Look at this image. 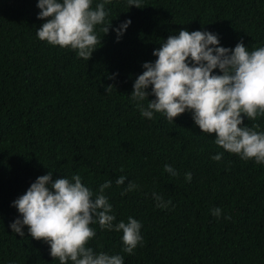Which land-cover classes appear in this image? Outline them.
Here are the masks:
<instances>
[{
  "label": "trees",
  "instance_id": "obj_1",
  "mask_svg": "<svg viewBox=\"0 0 264 264\" xmlns=\"http://www.w3.org/2000/svg\"><path fill=\"white\" fill-rule=\"evenodd\" d=\"M36 2L0 0V264H59L27 226L24 237L9 228L19 215L10 202L47 171L53 179L79 174L94 193L112 181L105 195L116 220H139L142 242L124 253L122 233L97 224L88 246L119 253L123 264H264V164L217 146L189 112L174 123L142 117L129 96L153 49L182 28L217 33L229 48L264 46V0H109L106 20L131 24L119 42L96 26L101 40L89 60L37 38ZM243 122L264 131V115ZM128 181L137 187L121 195ZM153 191L171 200L168 208L155 207Z\"/></svg>",
  "mask_w": 264,
  "mask_h": 264
},
{
  "label": "clouds",
  "instance_id": "obj_2",
  "mask_svg": "<svg viewBox=\"0 0 264 264\" xmlns=\"http://www.w3.org/2000/svg\"><path fill=\"white\" fill-rule=\"evenodd\" d=\"M108 2L99 0L92 7L93 0H37V18L43 23L35 34L41 41L70 48L77 57L89 60L101 40L96 26H102L104 34L111 28L119 42L131 24L130 18L115 26L108 22ZM126 2L128 7H141V0ZM152 55L156 59L142 64L143 71L136 76L129 94L142 117L152 119L154 113H159L174 123L179 114L189 112L201 133H215L217 146L243 160L264 164V131L243 122L245 117L255 120L264 115V46L249 50L243 42H237L229 48L220 45L217 33L182 28L163 40ZM149 95L154 99H148ZM222 155L218 152L211 159L219 161ZM163 170L171 176L178 174L167 163ZM52 176L53 171L37 176L23 194L10 202L19 214L9 223L11 231L24 237L27 226L28 235L46 243L49 255L58 258L59 264H123L119 253L88 246L96 236V229L90 225L97 224L101 230L122 233L124 253L132 254L142 242L139 220L132 216L126 222L116 220L105 195L112 181H104L94 193L79 174L70 178ZM191 178V172H186L185 180ZM125 179L119 176L115 183L123 185ZM136 187L128 181L121 195ZM152 198L160 209L172 203L155 191ZM221 211L219 207L210 210L217 218Z\"/></svg>",
  "mask_w": 264,
  "mask_h": 264
}]
</instances>
